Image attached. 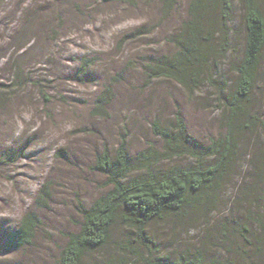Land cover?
I'll return each instance as SVG.
<instances>
[{
	"label": "rangeland",
	"instance_id": "rangeland-1",
	"mask_svg": "<svg viewBox=\"0 0 264 264\" xmlns=\"http://www.w3.org/2000/svg\"><path fill=\"white\" fill-rule=\"evenodd\" d=\"M232 1L230 56L238 59L243 10ZM189 2L176 0L163 16L160 0H0V230L16 228L28 211L41 219L32 244L0 251V264H55L66 234L78 229L76 200L89 205L108 189L104 175L92 169L104 146L112 153L124 138L132 154L159 148L150 122L167 123L176 109L200 142L224 132L219 88L204 83L191 90L168 77H148L149 64L175 53L169 38L189 18ZM81 57L95 58L84 72H78ZM213 74L231 81L228 60ZM258 86L256 101L264 110V85ZM105 88L108 102L99 109L94 100ZM43 186L49 196L38 209ZM229 188L206 215L209 229L202 217L152 224L160 248L200 244L204 229L214 236L218 218L233 209L236 188ZM123 232L116 229L115 237ZM103 260L92 253L84 264Z\"/></svg>",
	"mask_w": 264,
	"mask_h": 264
},
{
	"label": "trees",
	"instance_id": "trees-1",
	"mask_svg": "<svg viewBox=\"0 0 264 264\" xmlns=\"http://www.w3.org/2000/svg\"><path fill=\"white\" fill-rule=\"evenodd\" d=\"M232 2L190 0L189 18L180 33L169 38L175 53L148 66V77H168L186 89L204 83L219 88L224 132L200 142L176 109L169 122H150L161 140L159 148L148 145L132 154L124 138L112 153L104 146L92 169L104 175L108 189L89 205L76 200L78 229L66 234L55 264H84L92 253H101V264H264V110L256 101L262 90L258 85H264V5L263 0H239L244 34L235 59L227 26ZM160 3L165 16L176 0ZM223 58L233 73L231 81L214 77ZM94 61L79 58L78 72ZM108 95L105 88L96 96V107L103 109ZM242 171V179L236 180ZM230 185L236 188L233 209L218 218L214 236L204 229L200 244L171 252L160 248L149 232L152 224L169 217H202L209 229L208 216ZM48 196L43 186L35 208L45 207ZM40 224L35 211L26 212L16 228L0 230V251L31 245ZM116 229L124 232L115 237Z\"/></svg>",
	"mask_w": 264,
	"mask_h": 264
}]
</instances>
